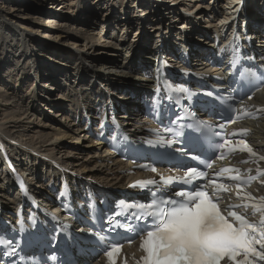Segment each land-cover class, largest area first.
<instances>
[{"label": "bare ground", "instance_id": "bare-ground-1", "mask_svg": "<svg viewBox=\"0 0 264 264\" xmlns=\"http://www.w3.org/2000/svg\"><path fill=\"white\" fill-rule=\"evenodd\" d=\"M58 1H64V5H62L63 8H71L72 10L62 15L58 12L60 6L52 10L54 7L52 3H57ZM157 1H160L159 3L162 2L164 6H161L159 11L149 13L148 17L145 18L143 13H147L148 10H144L143 8L148 3V0H133V7L136 6L137 8H132L129 11H126V9L128 10V8H126L123 9L122 12L123 15L129 12L130 14L133 13L135 16H131L130 18L125 16L126 18L123 17V20L117 19L115 21L112 20L115 18L113 14H110V10H112L111 5L113 4L112 0H99L100 4L95 8L94 6L97 0H92L91 4H88V0H68V2L65 0H48V2H45L47 8L45 4L44 7L42 6V10H44L43 12L47 17L45 20L40 19L41 15L32 13L28 5L30 0H0V3L10 6L8 10L0 8V65H2V63H16L17 60H20L24 62L25 67L24 69H13L14 73H10L9 77H11L12 74L16 79L13 90L5 82L4 78H0V103H2L0 104V112L6 107L4 111L8 113V124L13 123L17 125L19 123L18 121L24 118L25 114L35 118L38 124L43 128H49L50 130L42 131L44 137L43 139L40 138L39 142L33 140V138L30 140H23L18 135H15L14 131H12L13 135L10 134L11 131L9 127H5V125L8 124L3 121L2 115L0 118V130L2 131H0V133L9 138H13L11 140L21 146L20 149L13 150L18 160V166L22 168L24 172L36 171L35 176H38V179L37 177H33V174L28 178L32 183L31 192L37 194L40 200L44 199L46 205L50 204L54 197L52 193L48 192V188L42 185V169L45 168L49 173H53V171L51 168H47L44 163L40 162L39 159L33 155L34 153L35 155L41 154L51 157L62 165L66 164L67 169L70 168L81 182L88 180L90 177L89 180L103 184L106 187L124 189L125 186L134 179V176H131L129 173L131 164L129 162H120L115 156L108 152L106 148L103 149L98 142L91 140L89 135L83 131L84 126L80 125V121L76 122L75 120L77 114H79V116L81 115L80 117L82 118L83 107L88 109V114H90L92 118L95 117L98 104L96 97L101 95L100 92L102 87L99 85L100 82H103L104 85L114 83V86L109 88L110 90H113L117 85L119 87L117 94L120 93L122 95L127 91V93L133 97V99H129L127 96H115L118 102V113H120L119 120L124 122L123 125L127 131L139 134V132H142L147 127L146 123L148 122L145 116V105L149 99V93L148 91H141V89L145 90L149 88L151 82L148 80L149 83L147 84L144 81H138L134 85H130L135 82V79L132 76L129 77L127 73L130 70L131 72L133 71L136 76L145 75L144 77L150 79L149 73L151 72L154 59L157 55L155 43L160 42L158 37L159 30L162 29V32L166 34L164 39L168 38L171 40L169 47H166L167 52H165V58L171 61L172 54H174L173 44L175 38H178L183 40V42H190L191 46H195V49H192V56L188 59L186 65L189 66V68L198 69L204 62L206 65L214 56L210 48V43L212 36L217 34V23L220 24L222 21L224 23L223 26H227L229 24V14L233 12V10L243 15L242 7L239 3L240 0ZM65 2L68 4L65 5ZM77 2L79 9L75 11ZM121 2L125 7L131 5V3L128 4V0H121ZM72 4L76 5L72 7L70 6ZM201 7H206V9L197 13L198 9L195 8ZM84 8H87V11H106L109 14L103 19L106 24L101 25L103 22L99 21L98 23H93L90 18L86 21H82L79 17L69 16V12L81 13L84 12ZM45 9H48V11L46 12ZM121 9H119V14H122L120 11ZM246 14L249 21L244 31L251 38L255 51H259V49L262 48L261 40L264 35V0H248ZM139 17H141L140 19L143 18V20L136 23L135 19ZM39 21L43 23L40 30L38 29ZM59 21L60 24H57ZM209 24L211 27L210 30L205 27ZM43 26L46 27V29ZM56 26L57 28H55ZM109 27L110 29H108ZM53 29H56V31H52ZM123 30H125V34H129L131 30V34L133 35H139L141 33L140 35L146 36L144 39H140L138 42L136 41V52L132 55L133 62L130 61V63H128L125 58L120 62V54L118 51L124 54L128 51V48L133 51L135 50V45H130L129 38L121 39L117 36L120 32L123 33ZM41 32L44 33L41 34ZM150 34H152L151 39L152 37L154 39L153 42L149 40ZM41 36H44L46 39H42ZM68 39H71L70 43H66ZM99 44H104V46H99ZM113 47L115 48L113 51H108L113 49ZM116 49H118V51H116ZM170 49H173L171 50L172 52H169ZM95 53L97 54L95 55ZM97 55H100V58H98ZM107 55L110 57H107ZM11 56L14 58L9 59ZM33 58L36 62H40L41 66L44 68H55L53 75L50 73H41V66L37 73H35V71L31 72L33 76L36 74L41 76L44 81V87L48 89L43 87L46 91L42 96L40 95V97H37V95L39 96V90L41 88H37V90L33 89L31 93L27 90L28 94H26V96L28 98H25V92L23 96L18 97L17 93L22 89L21 86H19L20 80L23 78V74L27 71L28 67H30V61ZM151 60L152 62H149ZM75 65H77V67L74 72L75 78L72 82L73 74L71 69ZM31 67L34 69V66L31 65ZM58 67H62V69ZM60 71L61 73H59ZM208 71L217 73V69L214 68H209ZM3 84H5V86ZM65 84L84 85L85 87L79 86L75 93L71 94L67 92L66 95L62 96L61 101H57L55 95L62 92V86ZM93 85H97L99 88V90H97L94 87V93H92L91 89L87 88L93 87ZM17 86L19 87L16 89ZM121 86L125 88H121ZM67 88L69 87L65 86L63 89ZM256 97H258L260 102L264 105V91L257 94ZM22 100L24 102H22ZM108 100L109 97L106 99L104 98L102 104L107 103ZM64 104H67V107ZM73 114L74 116L72 117L74 118L71 117ZM70 118L72 119L70 120ZM137 118L145 122L141 129L133 128L125 122V119H127L129 124H131V120ZM19 127H23V124L20 123ZM259 127L260 137L264 145V120H262ZM16 134H18V132ZM79 134H81V136ZM89 140H91L90 142H92V144H89ZM45 144L47 145L45 146ZM63 146L64 148L71 147L76 153L82 151L83 148L87 149L86 151L88 153L85 159L89 162H95V166L90 167V169H95L94 173L85 172L74 165L66 163V158L59 157L57 159L54 150L56 148H62ZM90 147L97 148L92 152ZM26 154L28 155L27 158H25ZM105 171L110 174L115 173V179H120L122 182L104 180L108 178ZM2 175L4 174L0 165V178ZM54 176H56V172ZM15 191V189L5 187L0 180V204H2L0 207L4 206V209H6V206L3 204L12 198ZM127 257H131L132 261H140V256L135 254L134 249L128 251Z\"/></svg>", "mask_w": 264, "mask_h": 264}, {"label": "rangeland", "instance_id": "rangeland-1", "mask_svg": "<svg viewBox=\"0 0 264 264\" xmlns=\"http://www.w3.org/2000/svg\"><path fill=\"white\" fill-rule=\"evenodd\" d=\"M65 1H67L68 2V0H65ZM77 1H82V0H77ZM113 1V4L111 5V8H112V10H110V14H113V17H115L114 19H112V20H117V19H120V20H123V17H131V16H135L133 13H129V12H126V14L125 15H123V12H122V10L123 9H126V8H128V10L126 9V11H129V10H131L132 8H137L136 6H134L133 7V0H128V4L129 3H131V5H127L126 7L124 6V5H122V2H121V0H112ZM129 1H131V2H129ZM45 2H48V0H30V2H28L29 4V8L32 10V13L33 14H39V15H41L40 16V19L41 20H45V18H47L46 16H45V14H44V10H42V6L44 7V4H45V7L47 8V5H46V3ZM160 1H157V0H148V3L144 6V10H148V12L147 13H143V16H145V18H147L148 17V15H149V13H154L155 11H159L160 10V7L161 6H164V4L161 2V3H159ZM91 4L92 3V0L90 1V0H88V4ZM59 4V5H58ZM68 4V3H67ZM66 4V2H65V5H67ZM77 4V5H76ZM76 4H72V5H70V6H72V7H74V5H76L75 6V11L77 10V9H79L78 8V2L76 3ZM99 0H97V3H96V5L94 6V8L95 7H98L99 6ZM62 5H64V1H58L57 3H52V6H54L53 8H52V10H55V8L57 7V6H60V9H59V11L58 12H60V14L62 15L63 13H66L67 11H70V10H72L71 8H63V6ZM102 7H103V5H102ZM107 7H110V6H107ZM0 8L2 9V8H4L5 10H8L9 8H10V6H7L6 4H4V3H0ZM122 8V9H121ZM130 8V9H129ZM13 9V8H12ZM107 9V8H106ZM119 9H121L120 11L122 12V14H119L118 12H119ZM195 9H198V12L197 13H199V12H201L202 10H204V9H206V7H201V8H195ZM30 10V11H31ZM46 10V9H45ZM48 11V9L46 10V12ZM228 11V10H227ZM132 12V11H131ZM128 14V15H127ZM106 15H109L106 11H87V8H84V12H81V13H79V12H77V13H74V12H69V16H71V17H79V18H81L82 19V21H86L88 18H90V20H92L93 21V23H98V21L99 22H103L101 25H104V24H106L105 23V21L103 20L104 19V17L106 16ZM122 15V16H121ZM111 16V15H110ZM192 16H194V15H192ZM125 17V18H126ZM135 18V17H134ZM141 17H139V18H136L135 19V21H136V23H138L139 21H142L143 20V18L142 19H140ZM108 19H109V17H108ZM132 21H134V20H132ZM41 22V23H40ZM60 24V21L59 22H57V24ZM43 23H42V21H39V24H38V26H39V30H40V28H41V25H42ZM81 25H83L82 23H80ZM44 27V26H43ZM206 28H208L209 30L211 29V27H210V24L209 25H206L205 26ZM45 29H46V27H44ZM55 28H57V26L55 27ZM115 28V27H114ZM108 29H110V27L108 28ZM112 29V28H111ZM38 30V31H39ZM52 31H56V29H53ZM112 32H114V31H112ZM44 32H41V34H43ZM141 34V33H140ZM133 35V34H131V30H130V33L129 34H125V30H123V33H119L117 36H119L121 39H123V38H129V43H130V45H135V50L133 51V50H131V49H129L128 48V51L126 52V53H124V54H121L120 53V51H118V49H116V51H118L119 52V56H120V62L125 58L126 60H127V62L128 63H130V61L131 62H133V58H132V55L136 52V44H137V42L141 39H144V37H146L145 35L143 36V35ZM151 35L152 34H150V42H153V37H152V39H151ZM137 37V38H136ZM139 37V38H138ZM142 37V38H141ZM41 38L42 39H46L44 36H41ZM136 39V40H135ZM145 39H147V38H145ZM263 39V38H262ZM126 40V39H125ZM40 41H41V39H40ZM137 41V42H136ZM71 42V39H68V40H66V43H70ZM153 44V43H152ZM99 46H104V44H99ZM115 48L113 47V49H110V50H108V51H113ZM97 53H95V55H96ZM110 54V53H109ZM97 57L98 58H100V55H97ZM107 57H110L109 55H107ZM14 57L13 56H11L9 59H13ZM151 59H152V56H151ZM145 61H147V60H145ZM149 62H152V60L151 61H149ZM31 65L32 66H34V69H32V67H31ZM205 65V62H204V64L203 65H201V66H204ZM9 66H11V67H9ZM41 66V63L40 62H36L35 60H34V58L30 61V67H28V69H27V71H25V73L23 74V78L20 80V84H19V86H21V91L19 92V93H17V95H18V97H20V96H23V94H24V92H25V96H26V94H28V92L29 93H31V91L33 90L32 88H33V86L34 85H36V90H37V88H41L40 90H39V96L37 95V97H40V95L42 96L44 93H45V89L44 88H47V87H44L45 85H44V81H43V78L41 77V76H38L37 74L36 75H34L33 76V74L31 73V72H34L35 71V73H37V71L39 70V67ZM120 66V65H119ZM200 66V67H201ZM76 67H77V65H75V66H73L72 67V69H71V71H72V74H73V76H72V82H73V80H74V78H75V74H74V72H75V69H76ZM17 68H25L24 67V62L23 61H20V60H17L16 61V63L15 62H13V63H11V64H5V63H2V65H0V78H4V80H5V82L10 86V88L13 90V87L15 86V81H16V79H15V77L11 74V77H9V75H10V73H14V70L13 69H17ZM58 68H61L62 69V67H58ZM54 70H55V68L54 67H43V66H41L40 67V72L41 73H50V74H52L53 75V72H54ZM9 73V74H8ZM59 73H61V71L59 72ZM7 74V75H6ZM128 75H129V77L130 76H132L134 79H135V82L133 83V84H130V85H134L136 82H138V81H144V82H146L147 84L149 83V81L148 80H150L148 77H144L145 75H143V76H136V74L135 73H133V71L131 72L130 70H129V72L127 73ZM120 76V75H119ZM118 76V77H119ZM61 81V80H60ZM71 82V83H72ZM37 84H38V86H37ZM59 84H60V82H59ZM4 86H5V84H3ZM50 85V84H49ZM99 85L102 87V88H104V89H107L108 90V93L106 94L105 92H103L102 91V89H101V95H99L98 97H96L97 98V101H98V104H97V106H99V107H101V106H103V104H102V100L105 98H110L112 101H114V102H116L117 103V106H118V102L116 101V95L117 96H120V97H123V96H127L129 99H133V97H131L130 96V94L129 93H127V91H126V93L125 94H117V92H118V90H119V87L116 85V87L113 89V90H110L109 88H111L112 86H114V83H111L110 85H104V83L103 82H100L99 83ZM129 85V86H130ZM19 86H17L16 87V89L19 87ZM65 86H68L69 88H67V89H63ZM79 86H81V87H85L84 85H71V84H65V85H63L62 86V92H59V93H57L56 95H55V99H57V101H61V99H62V96L63 95H66V93L67 92H69V93H71V94H73V93H75V91H76V89H77V87H79ZM136 86H138V85H136ZM44 87V88H43ZM94 87L97 89V90H99V88H98V86L97 85H93V87H87V88H89V89H91L92 90V93H94ZM50 88V87H49ZM121 88H125L124 86H121ZM144 88H146V87H144ZM48 89V88H47ZM27 90H28V92H27ZM113 94H115V95H113ZM67 95H70V94H67ZM23 98V97H22ZM25 98H28L27 96L25 97ZM32 98H35V97H32ZM22 102H24L23 100H22ZM65 103V102H64ZM0 104H2V103H0ZM66 107H67V104H64ZM64 106V107H65ZM6 108V107H5ZM5 108H3V111L2 112H0V118H1V116L3 115V121H5V123L6 124H8V117H7V112H5L4 111V109ZM126 108V107H125ZM1 111V110H0ZM72 116H74V114L73 115H71V117ZM119 116H120V113H118V118H119ZM72 118H70V120H71ZM142 119H143V116H142ZM19 123L17 124V125H14L13 123H9L8 125H5V127H9V130L11 131V133L10 134H12L13 135V133H12V131H14L15 132V135H18L19 137H21L23 140H30L31 138H33V140H37V142H39L40 141V138L41 139H43V137H44V133H42V131L44 130V131H50L49 130V128H43L42 126H40L39 124H38V122L35 120V118H33V117H29V116H27V115H25L24 114V118H21L19 121H18ZM121 122V121H120ZM125 122L129 125V126H131V127H133V128H139V129H141L142 128V125H143V123H145L144 121H141V119L140 118H137V119H135V120H131V124H129V122H128V120L127 119H125ZM20 123H22L23 124V127H19V124ZM62 123H64V122H62ZM122 124H124V122H121ZM42 125V124H41ZM82 126V125H81ZM0 131H2V130H0ZM18 132V134H16ZM80 136H81V134H79ZM23 136V137H22ZM10 139H13V138H10ZM91 140H89V144L91 143L92 144V142H90ZM48 144V143H47ZM47 144H45V146L47 145ZM97 147H90V149L92 150V152H93V150L94 149H96ZM87 149H85V148H83V150L82 151H79V152H74L75 150H73L71 147H65L64 148V146L62 147V148H56L55 150H54V152H55V156H56V158L58 159L59 157H63V158H66V163H68V164H70V165H74V166H76V167H78L80 170H83V171H85V172H88V173H91V174H93L94 173V171H95V169H90V167H92V166H95V162H89V161H87L86 159H85V156H86V154L88 153L87 151H86ZM21 151H22V149H21ZM57 161V160H56ZM63 166H65L66 167V164L64 165L63 164ZM67 168V167H66ZM103 169V168H102ZM69 170H70V168H69ZM71 171V170H70ZM72 172V171H71ZM105 174L107 175V177L108 178H105L104 180H106V181H114V182H122V180H120V179H115V177H116V174L114 173V174H110V173H107L106 171H105ZM89 179H90V177H89Z\"/></svg>", "mask_w": 264, "mask_h": 264}, {"label": "snow or ice", "instance_id": "snow-or-ice-1", "mask_svg": "<svg viewBox=\"0 0 264 264\" xmlns=\"http://www.w3.org/2000/svg\"><path fill=\"white\" fill-rule=\"evenodd\" d=\"M175 195L182 196V193ZM201 195V192H195L196 198ZM171 203L176 205L177 201L172 200ZM203 203H194V207L191 203L173 207L167 218L154 230L138 226V231L141 227L147 231L145 247L152 244L154 238L156 240L154 250L150 249L154 257L152 264H217L226 250L247 243L242 230L234 231L232 225L227 224L218 212L205 210ZM209 207L215 209L214 204ZM156 219L153 217L154 221ZM234 254L228 252L229 256Z\"/></svg>", "mask_w": 264, "mask_h": 264}, {"label": "water", "instance_id": "water-1", "mask_svg": "<svg viewBox=\"0 0 264 264\" xmlns=\"http://www.w3.org/2000/svg\"><path fill=\"white\" fill-rule=\"evenodd\" d=\"M226 94H227V93H224L225 96H226ZM237 101H238V98H233V99L231 100V102H230V106H231V107L234 106V105L237 103Z\"/></svg>", "mask_w": 264, "mask_h": 264}]
</instances>
